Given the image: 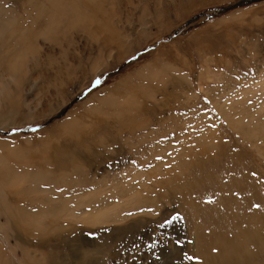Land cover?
<instances>
[{
	"label": "rangeland",
	"instance_id": "obj_1",
	"mask_svg": "<svg viewBox=\"0 0 264 264\" xmlns=\"http://www.w3.org/2000/svg\"><path fill=\"white\" fill-rule=\"evenodd\" d=\"M0 264H264V0H0Z\"/></svg>",
	"mask_w": 264,
	"mask_h": 264
},
{
	"label": "water",
	"instance_id": "obj_2",
	"mask_svg": "<svg viewBox=\"0 0 264 264\" xmlns=\"http://www.w3.org/2000/svg\"><path fill=\"white\" fill-rule=\"evenodd\" d=\"M210 12H211V11H210ZM212 16H213V14H211V13H210V14H209V13L206 14V18H207V19H208V18H211Z\"/></svg>",
	"mask_w": 264,
	"mask_h": 264
},
{
	"label": "snow or ice",
	"instance_id": "obj_3",
	"mask_svg": "<svg viewBox=\"0 0 264 264\" xmlns=\"http://www.w3.org/2000/svg\"><path fill=\"white\" fill-rule=\"evenodd\" d=\"M98 83V82H97ZM210 202V201H209Z\"/></svg>",
	"mask_w": 264,
	"mask_h": 264
},
{
	"label": "crops",
	"instance_id": "obj_4",
	"mask_svg": "<svg viewBox=\"0 0 264 264\" xmlns=\"http://www.w3.org/2000/svg\"><path fill=\"white\" fill-rule=\"evenodd\" d=\"M263 81V80H262Z\"/></svg>",
	"mask_w": 264,
	"mask_h": 264
}]
</instances>
